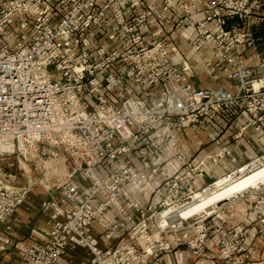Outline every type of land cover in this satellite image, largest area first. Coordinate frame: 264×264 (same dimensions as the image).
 Returning <instances> with one entry per match:
<instances>
[{
    "label": "built area",
    "instance_id": "1",
    "mask_svg": "<svg viewBox=\"0 0 264 264\" xmlns=\"http://www.w3.org/2000/svg\"><path fill=\"white\" fill-rule=\"evenodd\" d=\"M164 1L161 9L130 18L144 0H0V161L13 158L23 170L54 177L58 168L51 165L61 164L65 173L52 184L39 181L50 193L46 240L19 264H58L76 247L89 252L87 264H160L161 254L174 246L168 233L191 255L219 264H231L245 251L249 229L237 225L221 233L219 205L209 215H175L217 180L194 187L204 161L185 163L181 173L154 181L166 146L176 147L173 127L183 130L241 108L251 126L261 129L264 76L254 70L264 72V64L236 63L238 49L255 42L248 18L261 0H211L197 21L194 0H182L183 17L175 22L178 30L193 29L192 49L208 48L213 80L226 72L234 92L193 88L171 62V30L141 33L149 19L162 21L179 0ZM261 166L264 153L226 175ZM20 176L0 166V226L30 191L15 186ZM239 196L260 208L264 227V183ZM111 209L120 216L117 228L104 217ZM93 224L116 244L101 249ZM211 236L215 256L206 249ZM8 242L0 235V254Z\"/></svg>",
    "mask_w": 264,
    "mask_h": 264
},
{
    "label": "crops",
    "instance_id": "2",
    "mask_svg": "<svg viewBox=\"0 0 264 264\" xmlns=\"http://www.w3.org/2000/svg\"><path fill=\"white\" fill-rule=\"evenodd\" d=\"M164 0H144V6L129 13V17L139 14L143 9H161ZM195 11L193 20H202L206 15L207 0H194ZM183 1L179 0L170 7L162 21L149 19L140 31L146 35L160 34L162 30H171L168 47L171 62L177 65L196 89H211L234 92L236 84L228 80L226 72L213 80L212 65L207 62L209 50L206 46L192 49L191 42L195 37L193 29L178 30L175 22L183 17ZM261 8L252 12L248 18L250 30L255 42L253 45H244L238 49L236 63L241 66L264 64V0ZM229 24L240 26L242 23L230 19ZM213 27V23L210 24ZM255 76H264V72L254 70ZM170 87L176 90L171 82ZM132 92V90H131ZM176 147L166 146V156L155 184L177 174L185 169V163L196 165L204 161V175L197 178L194 187L198 188L218 179L238 166H242L251 159L264 153V121L261 129L255 130L250 124L248 115L241 109L229 111L212 120L203 119L186 129L173 127ZM41 188L31 190L25 201L16 209L12 216L0 226V235L8 238L5 250L0 254V264H19L24 259V253L42 244L46 240V220L49 210L45 203L47 197ZM151 203H156L155 196L147 195ZM100 196L98 199H101ZM228 201V202H227ZM223 220L217 222L218 230L225 233L234 226L247 227L249 239L243 253L236 256L231 264H264V227L259 223L260 208L239 194L218 204ZM105 220L117 228L120 223L119 214L111 209L105 215ZM93 232L98 239L101 249H108L116 244L109 233L93 224ZM166 237L174 242L173 248L161 254L160 264H219L216 259L205 260L191 255L180 243L178 236L172 233ZM156 238V237H155ZM207 251L215 256L217 240L211 236L206 242ZM89 252L76 247L60 258L58 264H87Z\"/></svg>",
    "mask_w": 264,
    "mask_h": 264
},
{
    "label": "bare ground",
    "instance_id": "3",
    "mask_svg": "<svg viewBox=\"0 0 264 264\" xmlns=\"http://www.w3.org/2000/svg\"><path fill=\"white\" fill-rule=\"evenodd\" d=\"M262 183H264V166L244 174L236 171L234 174L224 175L218 178L212 187L204 193H197L193 202L176 211L175 215L178 218H187L196 214H212L217 204Z\"/></svg>",
    "mask_w": 264,
    "mask_h": 264
},
{
    "label": "rangeland",
    "instance_id": "4",
    "mask_svg": "<svg viewBox=\"0 0 264 264\" xmlns=\"http://www.w3.org/2000/svg\"><path fill=\"white\" fill-rule=\"evenodd\" d=\"M211 0H207V2H209ZM206 2V3H207ZM144 5V4H143ZM17 26V23H15V27ZM48 71L53 75L54 78L57 77L53 67H50L48 69ZM51 163H48V165H50ZM0 166L2 167L3 170H5L6 172H16L21 174L18 182L16 183L15 186H19V187H23V186H30V191L35 189V188H41L44 191H46L44 189V187L42 185L39 184V181H43L46 180L47 182L49 181L50 184L54 183L56 178H62L64 176V168L62 167L61 164H56V165H51L52 168L57 166V176H50L48 173H45V171H42L41 173L38 171H34L33 169H31L30 171H28V169H22V165L19 166L16 161H14L13 158L11 159H4L3 161H0ZM25 171V173L23 172ZM23 174V175H22ZM60 174V175H59ZM31 181L32 183L28 181ZM29 191V192H30ZM46 194H44V197H47V200L49 199V195L50 193H48L47 191L45 192ZM28 195V194H27ZM27 197V196H26ZM25 201V200H24ZM218 205V204H217Z\"/></svg>",
    "mask_w": 264,
    "mask_h": 264
}]
</instances>
